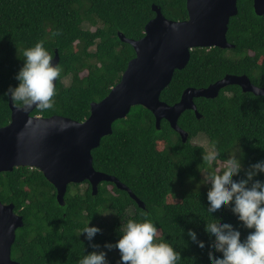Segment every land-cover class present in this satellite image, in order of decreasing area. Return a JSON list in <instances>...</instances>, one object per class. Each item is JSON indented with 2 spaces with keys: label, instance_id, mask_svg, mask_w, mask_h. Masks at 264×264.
Returning <instances> with one entry per match:
<instances>
[{
  "label": "trees",
  "instance_id": "1",
  "mask_svg": "<svg viewBox=\"0 0 264 264\" xmlns=\"http://www.w3.org/2000/svg\"><path fill=\"white\" fill-rule=\"evenodd\" d=\"M153 5L170 20L188 18L186 0H0V93L18 83L14 76L23 63L18 58L21 50L43 40L53 57L58 51L61 72L53 107H37L31 115L84 121L91 103L109 94L135 56L132 45L118 33L141 39L146 24L156 15ZM237 7L226 35L235 47L192 49L188 64L175 70L160 100L173 105L186 88H206L228 74H245L253 84L264 87V15L255 13L253 0H237ZM56 30L57 35H50ZM194 102L201 117L185 110L178 120L189 134L186 142L165 119L157 129L152 112L136 105L126 118L113 123L112 134L92 150L94 169L119 179L145 208L127 191L106 181L99 184L96 195L91 186L69 184L65 203L60 205L56 188L40 170L20 166L0 172V201L14 204V212L24 221L16 230L12 259L17 264H77L83 253L94 250L83 233L78 235L88 220L102 229L93 242L103 249L105 241L119 238L127 219H144L140 214L147 213L146 218L157 226L156 239H166L180 252L177 264H208L207 248L199 251L187 237L192 229L208 245L204 226L216 219L207 214L210 185L196 189L203 174L197 166L204 167L201 157L207 151L192 140L205 135L221 161L236 147L244 152V167L264 159V97L229 85L216 98L199 97ZM10 120L9 98L0 96V127ZM255 179L264 180V174ZM104 215L110 216L108 222L102 221ZM218 215L220 222L239 228L241 239L251 231L228 207ZM103 250L109 264H116L118 250Z\"/></svg>",
  "mask_w": 264,
  "mask_h": 264
},
{
  "label": "water",
  "instance_id": "2",
  "mask_svg": "<svg viewBox=\"0 0 264 264\" xmlns=\"http://www.w3.org/2000/svg\"><path fill=\"white\" fill-rule=\"evenodd\" d=\"M257 15H264V0H253ZM188 18L170 20L160 7L153 5L155 17L145 26L141 39L119 38L132 45L135 56L121 75L120 81L99 102H92L90 115L77 121L62 115L32 116L37 108L25 110L9 98L11 120L0 127V172L12 171L15 167L27 166L40 170L56 188L57 201L64 205L69 184L89 182L92 194L96 195L101 182H112L125 190L141 208L145 204L115 176L99 172L93 167L92 150L101 139L113 132V123L127 117L131 108L144 106L155 117L156 128L162 119L179 133L183 142L189 134L178 125L185 110H193L201 117L195 98H216L221 89L238 85L243 92H252L264 97V87L253 84L243 75H225L206 88H186L180 100L169 105L160 100L161 92L170 84L175 70L188 64L191 50L202 48H233L227 40L230 18L237 15V0H186ZM55 50L52 63H59ZM57 84V78L54 86ZM24 225L23 216L14 212V204L0 201V264H17L12 259V245L16 230Z\"/></svg>",
  "mask_w": 264,
  "mask_h": 264
},
{
  "label": "clouds",
  "instance_id": "3",
  "mask_svg": "<svg viewBox=\"0 0 264 264\" xmlns=\"http://www.w3.org/2000/svg\"><path fill=\"white\" fill-rule=\"evenodd\" d=\"M58 31L50 35L55 36ZM43 45L44 41L38 40L21 50L18 58L23 63L14 76L18 83L9 85L0 93V96L10 98L25 110L33 106L41 110L53 107L56 95L54 81L60 75L61 68L57 63H52L53 56ZM243 157L242 148L236 147L230 157L221 161L220 154L213 149L202 154L201 164L204 167L197 166L203 178L197 182L196 189L201 184L210 185L207 214L216 219L211 222L207 220L204 226V231L210 237L208 245L200 242L192 229L187 231V237L188 243L199 251L204 252L207 248L208 264H264V180L255 179L258 174H264V159L244 167ZM215 167L222 168V171L216 173L213 171ZM225 207L230 208L244 228L251 230L243 239L238 227L230 222H220L222 217L218 213ZM140 215L145 218L127 219L119 238L114 242L105 241L103 249L118 250L116 264H177L180 252L166 239H156V224L146 218L147 213ZM89 221L78 235L83 233L84 239L94 250L83 253L77 259V264H109L101 245L93 242L94 236L102 229L90 225ZM189 222H192L191 219Z\"/></svg>",
  "mask_w": 264,
  "mask_h": 264
},
{
  "label": "rangeland",
  "instance_id": "4",
  "mask_svg": "<svg viewBox=\"0 0 264 264\" xmlns=\"http://www.w3.org/2000/svg\"><path fill=\"white\" fill-rule=\"evenodd\" d=\"M91 29L94 30L95 27H92ZM64 83L65 84H68L69 83V79L66 78L64 80ZM192 142L195 143V144H198V145L203 146L206 149L207 152H210V151L213 150V147L211 146V144L209 143L208 139L203 134L200 135V136H198V137H196V138H194L192 140ZM214 169H215V172H217V173H219V172L222 171V168H220V167H215ZM202 178H203V174H202ZM202 185H204V184H202ZM80 188H83V186L80 187ZM109 219H110V216L109 215H104L103 218H102V221L103 222H108Z\"/></svg>",
  "mask_w": 264,
  "mask_h": 264
},
{
  "label": "flooded vegetation",
  "instance_id": "5",
  "mask_svg": "<svg viewBox=\"0 0 264 264\" xmlns=\"http://www.w3.org/2000/svg\"><path fill=\"white\" fill-rule=\"evenodd\" d=\"M81 185H85V186H87V187H88V186H91V185H90V183H89V182H87V181H85V182L81 183Z\"/></svg>",
  "mask_w": 264,
  "mask_h": 264
}]
</instances>
